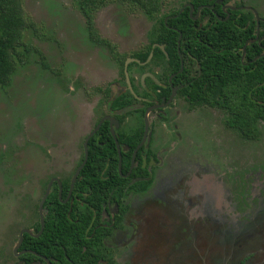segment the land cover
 Here are the masks:
<instances>
[{"label":"flooded vegetation","instance_id":"obj_1","mask_svg":"<svg viewBox=\"0 0 264 264\" xmlns=\"http://www.w3.org/2000/svg\"><path fill=\"white\" fill-rule=\"evenodd\" d=\"M74 1L83 18L78 8V0ZM193 1L200 2L202 0H180L175 9L158 18L162 5L161 0H158L159 11L153 19L148 18L137 6L122 0H111L101 7L94 15V27L99 36L114 45L116 52L123 56L122 66L112 58L111 52L106 46L97 45L90 40L83 18V34L86 36L87 44L107 51L110 60L117 67L119 78L108 82L104 87L91 89L89 94L91 99L96 97L99 99L96 103L93 100L87 102L92 105L91 114L96 119L89 126L81 143L78 144L79 146L77 145L78 161L72 172L66 177L59 174L62 172V165L50 166V173L54 174L47 176L44 181L42 195L36 206L37 220L30 229L23 228L19 231L16 244L22 230H28L30 234H23L22 243L15 252L16 244L14 245L11 252L14 259L13 264H139L133 260L136 255L134 249L138 248L141 238L139 224L146 214L144 208L148 206L159 210L157 225L159 229L165 230L162 234L163 242L164 246L168 244L169 247L165 264H255L257 258L264 255L261 246L264 242V230L256 227L253 223L259 214L264 213V196L260 197V194L264 195V180L260 182L256 192H252L254 187L250 182L245 185L238 181L230 182L231 192L225 190L223 181H214L209 171L201 163L195 162L194 159H197L198 156H195L197 153L194 154L196 149L192 146L193 138L190 136L188 138L178 131L180 108L185 106L189 113L201 109L218 118L222 129L238 136L225 125L228 113L223 109L222 102L220 103L222 107H219V103H217V107L205 102L199 105L192 97L197 83L202 86L201 90L205 92V95H208L213 75L208 71L202 72L199 59L191 53V43L195 46L205 44L204 36L201 34L205 28L210 29L220 24H227L230 19L238 18L239 21L232 22L234 27H244L245 29L251 27L253 29V37L249 38L242 48V65L248 64L244 60L246 47L249 44L256 42L262 49V54L255 56L253 60L264 56V47L261 46V42L264 41V16H261L259 12L261 8L264 9V1H261L257 6L256 2L247 3L245 0H208V4H199L196 7L192 3ZM115 2H120L130 12L140 11L151 21V27L146 33L145 44L130 53H121L117 44L105 38L96 26V16L99 11ZM27 4L28 0H23L26 14L34 20L26 10ZM185 10L192 22V30L187 36L186 46L182 53L180 51L181 33L178 32L176 55L179 68L176 69L174 54L170 56L165 43L162 42V38L158 34L164 33V30L159 29L161 25L168 30L178 31L169 25V20L177 18ZM174 11L177 14L171 15ZM247 13L251 15V19L243 21V14ZM34 22L40 26L41 31L35 33L28 30L26 34H31L37 39L45 38L48 35L46 27L35 20ZM154 28L155 30H153ZM151 31L156 34L152 43L149 40ZM25 32L23 42L31 51L27 54L26 63L19 65L17 70L19 67L28 65L32 55L37 56L40 65L45 70H49V65L41 51L36 46L25 42ZM150 45V52L145 60H142L141 58ZM7 87H0V89ZM76 87L77 89L82 88L80 84H76ZM79 109L78 106L72 108L71 115L74 120H72L73 128L70 130L68 128L60 129V123L64 116L60 109L61 112L56 117L57 123L53 125L55 128L51 127L48 130V132L54 130L52 135L57 134L54 137L57 143L63 142L65 132L74 133L83 126V122L81 123L82 113ZM145 124H147L145 141L133 157L134 150L143 139ZM263 124L264 121H258L259 132ZM85 142L86 163L91 144H95L99 148L107 145L111 148L110 154L116 155L115 170L122 182L113 181V183L120 185L119 196L113 197V191H111L105 202L102 203L101 212L88 214L87 227L76 230L81 239L78 238L77 244L70 246L69 252L63 245H57L55 246V255L48 258L37 250L22 247L25 236L39 239L44 231L43 227L39 234L41 228L39 204L49 186L47 197L42 206L44 226L45 217L49 212L47 205L50 197L52 200V197L56 196L59 204L68 207L65 216L70 220H72L71 211L73 208L77 210L84 204L81 198H84L86 193L75 192V185L86 163L72 187L71 182L76 170L83 162ZM135 142L137 143L134 146ZM51 151L46 150V153ZM199 159H197L198 162L203 161L201 158ZM139 164L146 167L145 176L136 175L135 171ZM45 165L40 166L41 170L39 171H35L33 166L28 165V171L44 172L42 167ZM94 170L100 171L101 175L108 170L112 173L114 164L98 165L94 167ZM109 175L115 179L114 175ZM146 181L149 182V185L146 190L142 191V184ZM256 195L257 199H254L253 196ZM224 197L232 199L233 202L224 203ZM250 199L255 202H250ZM237 209L242 212L238 213ZM241 214L244 217L247 216L251 223L245 219L237 220L238 217L241 218ZM60 215L62 216V214ZM54 216L59 217L55 213ZM75 216L78 215L75 213ZM77 222L78 220H74V223ZM37 225L38 228H36ZM154 238V235L150 234V239L154 240ZM252 239L257 241L256 246L252 244L254 242ZM152 245L155 243L152 242ZM227 246L230 250L226 249ZM258 264H264V258Z\"/></svg>","mask_w":264,"mask_h":264},{"label":"rangeland","instance_id":"obj_2","mask_svg":"<svg viewBox=\"0 0 264 264\" xmlns=\"http://www.w3.org/2000/svg\"><path fill=\"white\" fill-rule=\"evenodd\" d=\"M245 1L256 2L259 6L264 0ZM161 2L158 18L175 9L180 0ZM26 10L48 32L45 38L37 39L26 34L27 30L25 42L41 51L49 70H45L37 56L32 55L28 65L18 68L10 86L0 89V264L14 263L11 252L19 231L30 229L36 222V206L44 181L54 174L50 173V166L62 165L59 173L62 177L68 176L75 167L79 157L77 145L96 119L91 114L92 105L87 103L99 100L98 97L91 99V89L104 87L119 78L117 67L107 51L87 44L83 34L84 20L74 0H28ZM259 12L264 16V9ZM96 26L125 54L145 44L151 21L140 11L130 12L120 2H115L99 11ZM76 84L82 88L77 89ZM75 106L80 108L83 126L77 132H65L63 142L57 143L54 138L57 134L52 135L54 130H48L55 128L53 125L57 123L60 109L64 114L60 129H72L74 119L71 111ZM180 112L178 131L193 138L194 154L197 153L198 160H203L198 162L194 159L195 162L201 163L214 181H223L225 190L231 192L230 182L238 181L245 185L250 182L254 187L252 192H256L264 180V124L260 128V139L247 142L222 129L218 118L201 109L189 113L182 106ZM46 150L52 151L46 153ZM44 164L48 166L42 167L44 172L28 171V165L39 171ZM263 196L260 194L261 198ZM253 197L257 199V195ZM229 201L233 202L224 197V203ZM250 202L255 200L250 199ZM144 212L146 214L139 224L141 238L138 248L134 249L136 255L133 260L139 264H165L169 247L163 242L165 230L157 225L159 210L148 206ZM237 212L242 210L237 209ZM233 213L236 214L235 211ZM245 217L241 214L237 220L250 222ZM263 217L264 213L259 214L253 222L262 230ZM150 234L154 235V240L150 239ZM252 240L256 246L257 241ZM261 246L264 250V242ZM226 249L230 250L228 246ZM263 258L261 255L255 264Z\"/></svg>","mask_w":264,"mask_h":264},{"label":"trees","instance_id":"obj_3","mask_svg":"<svg viewBox=\"0 0 264 264\" xmlns=\"http://www.w3.org/2000/svg\"><path fill=\"white\" fill-rule=\"evenodd\" d=\"M109 1L111 0H78V8L85 20L90 40L97 45L106 46L111 52L112 58L122 66L123 56L116 52L114 45L102 39L94 27L95 13ZM122 1L137 6L150 19L155 18L159 11L158 0ZM192 3L196 7L199 4H208L209 2L202 0ZM173 14H177V12L174 11L171 15ZM250 19L249 13L243 14V21ZM233 21L239 20L232 18L228 21L229 24H220L210 29L205 28L201 33L204 36L205 44L195 46L191 43V53L199 59L202 72L208 71L213 75V82L208 95H205V92L201 90L202 86L197 83L192 97L199 105L205 102L217 107V103L220 105L222 102L223 109L228 113L225 125L240 138L252 141L259 139L260 136L258 121H264V56L253 60L255 56L262 54V49L256 42L249 44L246 47L244 60L248 64L242 65V48L245 42L253 37V29L251 27L246 29L234 27ZM191 24L187 10H185L177 18L169 20V25L178 31L168 30L163 25L159 28L164 30V33L158 35L165 43L166 50L170 56L174 54L176 58V69L179 68L176 55L178 32L181 33L180 51L182 53L186 46L187 36L192 30ZM26 30L39 33L41 28L26 14L23 8V0H0V87L2 88L9 86L17 67L26 63L27 54L31 51L23 42V34ZM155 37L156 34L151 31L149 34L151 43L154 42ZM261 46L264 47V41L261 42ZM150 50L151 45L148 46L146 53L141 58L142 60H145ZM34 51L37 52V50ZM221 105L219 107H222ZM94 146L95 144H91L88 161L75 185V192L86 193V196L81 198L84 204L77 210L73 208L71 211L72 220H70L65 216L68 207L59 204L56 196L52 197V200L50 197L47 205L49 212L45 217V226L41 237L32 239L25 236L22 247L37 250L48 258L55 255V246L57 245H63L69 252L70 246L77 244L78 238L81 239L76 230L87 227L88 214L92 212L99 214L102 203L105 202L111 191H113V197L119 196L120 185L113 183V181L122 182L115 170L117 157L110 154L111 148L107 145L103 148ZM140 155L141 153L138 156L140 157ZM105 163L114 164L112 173L108 170L101 175L100 171L94 170L95 166H102ZM135 173L138 176H145L147 169L139 164ZM109 174L114 175L115 179ZM106 175L107 177H105ZM148 185V181L143 182L142 191L146 190ZM54 213L59 217L54 216ZM75 213L78 215L77 217ZM74 220H78V222L74 223Z\"/></svg>","mask_w":264,"mask_h":264},{"label":"water","instance_id":"obj_4","mask_svg":"<svg viewBox=\"0 0 264 264\" xmlns=\"http://www.w3.org/2000/svg\"><path fill=\"white\" fill-rule=\"evenodd\" d=\"M146 134H147V124H145V130H144L143 139H142L141 143L137 146V148L134 150L133 157H134L135 153L137 152V150L143 145V143L145 141V138H146ZM86 142H87V140H86ZM86 142L84 143V150H85V152H84V159H83V162L81 163V165L79 166V168L76 170V172L74 174V177H73L72 182H71V187L73 186L74 182L76 181V178L79 175L80 170L82 169V167L86 163V160H87ZM119 165H120V158H119ZM49 187H48L47 192L45 193L43 199L41 200V202L39 204V215H40V226H41L39 234L42 232V229L44 227L42 206H43V203H44V201H45V199L47 197V194H48V191H49ZM23 234H30V232L28 230H22L20 232L18 242H17V244L15 245V248H14V252L21 245Z\"/></svg>","mask_w":264,"mask_h":264}]
</instances>
